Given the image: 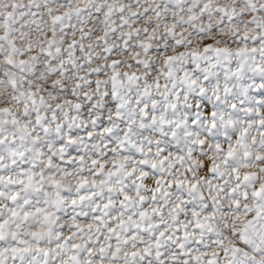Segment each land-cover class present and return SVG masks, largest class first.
I'll return each mask as SVG.
<instances>
[{
    "label": "snow or ice",
    "instance_id": "6c2138e0",
    "mask_svg": "<svg viewBox=\"0 0 264 264\" xmlns=\"http://www.w3.org/2000/svg\"><path fill=\"white\" fill-rule=\"evenodd\" d=\"M0 264H264V0H0Z\"/></svg>",
    "mask_w": 264,
    "mask_h": 264
}]
</instances>
